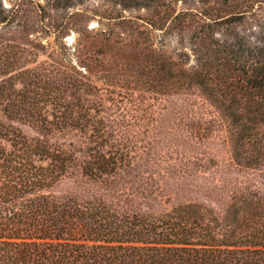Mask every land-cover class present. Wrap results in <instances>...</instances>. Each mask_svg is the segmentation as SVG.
Returning a JSON list of instances; mask_svg holds the SVG:
<instances>
[{
    "label": "trees",
    "instance_id": "trees-1",
    "mask_svg": "<svg viewBox=\"0 0 264 264\" xmlns=\"http://www.w3.org/2000/svg\"><path fill=\"white\" fill-rule=\"evenodd\" d=\"M91 1L0 0V264H264V0Z\"/></svg>",
    "mask_w": 264,
    "mask_h": 264
},
{
    "label": "rangeland",
    "instance_id": "rangeland-1",
    "mask_svg": "<svg viewBox=\"0 0 264 264\" xmlns=\"http://www.w3.org/2000/svg\"><path fill=\"white\" fill-rule=\"evenodd\" d=\"M98 0L91 1V4L94 5L97 4ZM3 3L4 8H37L35 0H1ZM197 3V0H186V2H183V0H180L178 3L179 7L184 6H194V4ZM30 10V9H29ZM28 14L30 16V20L33 21L36 19V15L32 11H28ZM264 16V12H263ZM101 25L99 19H93L90 22V26L92 27H99ZM14 34V32H12ZM39 36V34H38ZM77 37V34L75 32H72L69 36H67V39L69 43H74L75 38ZM44 41L47 40V38H43ZM168 45L167 50L172 51L175 47L178 46L177 38L170 37L168 39ZM217 154L220 156V158H227L229 156L228 148L224 144H219L216 146Z\"/></svg>",
    "mask_w": 264,
    "mask_h": 264
}]
</instances>
